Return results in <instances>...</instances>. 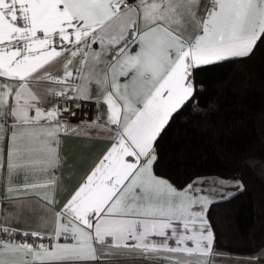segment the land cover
Wrapping results in <instances>:
<instances>
[{
	"label": "snow or ice",
	"instance_id": "obj_1",
	"mask_svg": "<svg viewBox=\"0 0 264 264\" xmlns=\"http://www.w3.org/2000/svg\"><path fill=\"white\" fill-rule=\"evenodd\" d=\"M200 4L0 0V168H6L9 181L22 170L53 173L43 181L10 184L6 192L17 193L12 199L21 193L36 195L54 211V193L42 195L40 190L56 187L61 134L81 127L69 125L63 116H75L69 101L93 99L88 87L92 81L77 83L89 60L97 66L95 99L98 108L101 101L106 105L107 120L101 123L98 114L86 127L106 131L111 141L54 211L52 231L21 233L0 227L9 237L0 239V264H94L101 258L98 246L106 257L113 249L146 258L161 252L212 255L214 235L206 212L213 201L196 195L202 189L195 187L204 181L181 190L155 175V144L194 97V70L249 57L264 40V0H208L204 14L198 15ZM97 43L98 51L93 49ZM77 58L80 67L73 68ZM61 62L63 76H53L48 69ZM41 81L61 88L37 92L34 88ZM50 98L56 103L45 107ZM214 183L243 189L239 181ZM197 205L199 211L194 210ZM18 233L48 239L49 244L16 241Z\"/></svg>",
	"mask_w": 264,
	"mask_h": 264
},
{
	"label": "trees",
	"instance_id": "obj_2",
	"mask_svg": "<svg viewBox=\"0 0 264 264\" xmlns=\"http://www.w3.org/2000/svg\"><path fill=\"white\" fill-rule=\"evenodd\" d=\"M193 77L194 97L155 144L154 172L176 187L200 175L238 179L243 189L213 201L206 217L213 248L252 253L264 244V40L249 57L202 66Z\"/></svg>",
	"mask_w": 264,
	"mask_h": 264
},
{
	"label": "crops",
	"instance_id": "obj_3",
	"mask_svg": "<svg viewBox=\"0 0 264 264\" xmlns=\"http://www.w3.org/2000/svg\"><path fill=\"white\" fill-rule=\"evenodd\" d=\"M135 2L136 0H129V3ZM207 2L208 0H201L200 7L197 9L198 15L204 14V5L207 4ZM188 30L191 31V25H189ZM93 49L98 51L100 45L98 43L94 44ZM105 58L107 59V57ZM72 67H80V61L78 58L73 61ZM99 67L103 68V65L101 64ZM96 68L97 66L95 65V62L89 60L88 65L83 70L82 77L77 80V83L80 85H84L89 80L92 81L88 84L90 94L93 97L92 116L85 120H68L69 125H81V127L77 132L68 135L61 134L59 151L62 162L55 170L54 178L57 181L56 187L55 189L48 188L40 190L42 195L44 192H47L49 195L54 193L57 202L54 211H59L72 191L83 181L90 169L94 166L95 162H97L104 154L106 148L111 142L109 139L110 134L106 131L86 127V125L90 124L98 114L101 116V123H106L107 120L106 105L101 101L98 108L95 99L98 94V89L94 82L97 76ZM48 71H50L53 76H63L62 62L52 66ZM41 75H43V73H41ZM47 88L60 90L61 86L52 84L48 81H41L34 90L37 92H43ZM55 102L56 100L52 99V102L47 103L45 107L50 108ZM32 114L34 115V113ZM155 175L165 178L156 173ZM49 178H53L51 169H49L47 175L41 174L38 171L32 172L22 170L18 177H13V179L9 181L6 168H0V224L9 229H19L20 232L52 231L55 221L54 211L47 210L44 207L43 200L36 195L24 193H21L18 198L12 199L11 197H17V193L6 192V188L10 184L21 185L24 183L39 182ZM198 179L204 182L195 185V187L202 189V191L196 193V195L206 196L212 201L223 199L222 197L228 196V193H234L239 190L234 183H230L223 187L214 183L217 179L230 182L239 181L238 179L223 178L216 175L195 176L186 185ZM185 186L175 187L182 190ZM194 210L199 211L200 206L197 205ZM181 230H183L182 225ZM153 239L160 240L162 238L153 237ZM60 242L63 243L64 241L61 240ZM168 243L173 247L176 246L175 240H169ZM187 243L189 247L193 246L191 242ZM98 250L101 258L95 261L94 264H173V262L177 260L180 261L181 264H188L189 261L191 264H264V244L256 251L247 254L224 252L212 248V255L207 257L199 254L189 255L183 253L172 254L161 252L146 258L136 253H129L126 250L116 249L111 250L112 254L106 257L104 250L99 249V246Z\"/></svg>",
	"mask_w": 264,
	"mask_h": 264
},
{
	"label": "built area",
	"instance_id": "obj_4",
	"mask_svg": "<svg viewBox=\"0 0 264 264\" xmlns=\"http://www.w3.org/2000/svg\"><path fill=\"white\" fill-rule=\"evenodd\" d=\"M77 103L81 105L79 108H76L75 106ZM68 106L71 108L72 112H75V116H72L70 112L64 113L63 116L65 119H67V121L68 120H85V119H89L92 116V112H93V101L92 100L69 101ZM0 227H3V226L0 224ZM14 238L16 241H23L27 239L29 243H34V244L44 243L46 245L49 244L48 239H44V240L35 239L34 240L31 236L25 238L19 233L16 234ZM0 239L7 240L9 239V237L7 235H4L3 233H0Z\"/></svg>",
	"mask_w": 264,
	"mask_h": 264
}]
</instances>
